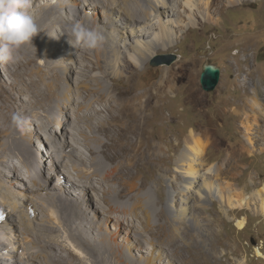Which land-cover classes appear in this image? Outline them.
I'll use <instances>...</instances> for the list:
<instances>
[{
	"label": "bare ground",
	"instance_id": "6f19581e",
	"mask_svg": "<svg viewBox=\"0 0 264 264\" xmlns=\"http://www.w3.org/2000/svg\"><path fill=\"white\" fill-rule=\"evenodd\" d=\"M244 1L257 0H31L29 12L40 32L32 39V45L23 46L19 62L2 65L13 76L16 94L0 89V207L9 211L0 230V251L11 247L5 256L1 254L0 264H32V261L34 264H154L157 256L154 258L151 253L147 255L151 256L150 261L143 259L140 244H147L151 249L164 244L171 246L173 236L160 241L157 238L160 235L156 237L155 231H149L151 218L158 212L150 197L151 189H146L148 177L144 179L139 174L153 158H156L153 165L166 160L161 155L160 143L155 142L154 120L161 119L159 110L165 105L163 100L177 89V82L186 78L188 83L191 77L179 71L180 68L167 71L153 88L142 91L118 88L115 82L121 77L130 80L136 68L145 66L159 51L171 49L197 22L209 21L202 8L210 11L219 3L228 8ZM219 8L215 10L219 12ZM101 9L105 17L99 22L90 11ZM184 14L186 21H180ZM76 23L99 28L106 36L103 48L87 50L60 44L71 40L64 35L65 29ZM53 33L59 38L50 37ZM64 55L66 63L79 57L82 63L85 59L91 63L90 67L81 64L82 70L74 67L77 72L71 76L69 86L63 83L60 67L55 64L56 61L64 64ZM39 58H43L44 65L38 62ZM258 93L264 94L262 85L253 88L252 94ZM187 94L191 102L201 104V96L191 91V87ZM16 99L20 103H16ZM237 110L234 108L233 114L241 118L237 125L243 130L244 144L229 149L224 164L226 171L239 168L236 163L256 151L252 136L257 135L264 144V109L254 99H244L240 112ZM13 113L28 119L23 131L12 125ZM55 125L58 131L54 130ZM207 127L215 130L213 126ZM72 142L76 145L74 149L70 148ZM182 144L181 152L174 158V175L170 177L169 208L164 209L171 228L188 214L193 215L192 201L196 198L202 206L211 200L217 201L225 214L248 210L264 218V183L260 189L253 187L245 194L243 188H231L228 183L220 182L218 176L222 169L216 170L214 165L206 168L205 144L194 129L182 138ZM46 145L52 147L48 160L41 155ZM177 146L178 142L174 147L172 144V150ZM83 149L87 150L85 156ZM258 150L263 152L264 147ZM34 156L37 160L32 162ZM61 167L69 174L74 171L76 177L84 181L68 180L65 175L64 183L56 184L54 191L50 189L52 185L48 187L44 173L36 172L37 168H47L49 180L60 174ZM64 184L68 197L64 194ZM69 188L75 195H71ZM86 189L96 192L102 203L97 201L98 206L93 208L92 200L83 194ZM178 193H182V198H177ZM76 196L78 199L74 201ZM80 198L85 199V207ZM30 201H35L44 213L40 221L37 216L30 219ZM91 211L94 214H90ZM16 216L24 229L17 227ZM246 221L241 217L236 219L235 225L241 230ZM121 231L129 238L121 239ZM154 232L156 235L152 234ZM38 245V251L26 249ZM19 249L22 250L20 260L14 255ZM175 256L172 259L161 257V260L170 263ZM239 264H246V259Z\"/></svg>",
	"mask_w": 264,
	"mask_h": 264
},
{
	"label": "rangeland",
	"instance_id": "374dc122",
	"mask_svg": "<svg viewBox=\"0 0 264 264\" xmlns=\"http://www.w3.org/2000/svg\"><path fill=\"white\" fill-rule=\"evenodd\" d=\"M29 2L31 3V0ZM223 3L225 2L223 1ZM223 3L214 5L210 11L209 9H204L203 11L202 8L201 11L206 13L205 15H207L209 21L197 22L171 49L159 51L145 66L136 68L130 80L126 81L125 77H121L115 82V87L132 88L135 91H142L153 88L161 77L165 76L167 71H175L180 68L179 71L187 73L191 77L188 83L186 78L177 82L175 87L177 89L167 96L169 99L163 100L165 105L159 110L162 116H160L161 119L154 120L156 123L153 125L155 142L160 143L162 149L161 155L166 160L160 165H153L156 162V158H153L154 161L149 165L150 169L148 166L139 174L144 179L146 176L148 177V179H145L146 189H151L150 197L154 201L158 212L157 214H153L151 218V227L153 229L150 227L149 231H155L157 235L155 232L152 234L156 235V237L160 235L161 237H157L160 241H165V239L167 240V238L173 236L171 246H165L164 244L162 247L151 249L147 244H140L144 253L143 259L150 261L151 256L147 255L151 253H154V258L157 256L158 260L154 264H239L242 259H246V264H264V218L262 216H255L248 210H235L225 214L217 201L210 199L211 201L206 206H202L199 199L196 198L192 201L194 205L193 215L190 216L188 214L183 220L178 221V223L176 222L175 228H171L168 214L164 211L165 207L166 209L169 208L170 185L172 183L170 177L174 175V158L181 152L183 146L182 138L190 129H194L197 137L205 144L204 163L206 168L214 165L216 170L222 169L221 174L218 176L220 182L228 183L232 186H230L231 188L237 186L243 188L245 194L250 193L253 187L256 190L260 189L264 183V151L259 152L258 150L262 149L264 144L258 139L257 135L252 136L256 151L249 157L247 156V159L236 163L240 169L234 168L226 171L224 167L228 159L229 149L244 144L243 130L239 127L240 125H237L240 123L241 118H237L235 113L233 114V109L238 108L237 112H240L244 99H254L264 109V94H252L253 88H257L258 85H262V88H264V0H257L255 2L244 1L240 5L235 4L228 8L222 7ZM218 7H220L219 12L215 10ZM30 9H32V5H30ZM106 9L104 8V10ZM102 10H91L90 13L94 14L99 22H102L103 17H105V13H102ZM35 13L38 12L35 11ZM62 15L66 16L64 12H62ZM109 17V20H111L112 14ZM180 21H186L185 14L180 17ZM66 41V43L62 42L60 44L66 48H71L68 39ZM168 54L177 55L178 59L169 66L152 67L150 65L151 62H158V59L156 60L158 56ZM64 57L65 62L67 58L65 55ZM81 58H74V61L67 60L66 64L56 61L55 64L60 67L61 71L60 78L65 85L69 86L71 76L76 75L77 70L84 68L81 64L91 66L88 59H85L82 63ZM38 62L44 65L43 58H39ZM205 64H211L220 69L219 82L216 88L210 92L204 91L200 84V75ZM2 65H5V62L0 61V89H3L1 90L3 92H9L10 90L16 94L13 76ZM76 66L78 67L77 70L74 68ZM67 70H70V73ZM176 73L181 76L178 71ZM244 76L245 78H243ZM107 85L110 86L112 83L107 82ZM189 87H191V91L197 92L201 96V104L196 105L187 98ZM16 103H20V101L16 99ZM52 113L55 115V110ZM56 126L54 130L58 131V127ZM207 126H213L215 130L209 129ZM26 133L27 135L29 134L28 130ZM56 137L59 138V136ZM176 138L178 141H176ZM177 142L179 143V147L177 146L174 151L172 150V144L174 147ZM70 145L72 149L76 146L74 142L70 143ZM49 148L52 147L46 145V149L45 147L42 148L41 155L44 160H48ZM169 149H171L170 152ZM82 154L85 156L87 150L83 149ZM35 160H37L35 156L32 157L31 161L34 162ZM46 164L48 163L46 162ZM36 172L38 174L44 173V178L46 177L45 181H48L49 184L48 187L50 188L52 185L50 189L54 191L55 188L53 189V187L64 183L63 177L65 178V175L68 180L77 178L76 181H84L76 177V174L72 170L70 174L65 172V168L63 167L60 169V174H55V177L49 180H47V168L44 170L43 168H37ZM252 177L253 179L251 180ZM58 179L60 180L59 182H57ZM1 181L5 183L4 179H1ZM14 183L20 185L17 182ZM25 183L26 185L28 184V182ZM41 183L46 188L45 183ZM173 183L177 186L176 182ZM65 186L64 184V194L66 195ZM15 189L17 190L14 187ZM75 189L76 187L73 186L72 190ZM72 190L70 191L71 195H75ZM83 194L86 199L88 197V199L92 200L94 203L93 208L98 206L97 201L98 203L101 202L99 195L92 190L86 189ZM30 195L32 196V194ZM68 196L67 194L66 197ZM177 198H182V193H178ZM75 199H78V197L76 196L73 200L75 201ZM80 199L82 201L81 204L85 207V199ZM30 202L32 203L29 204L33 212L32 216L29 215L30 219L37 216L40 221L44 213L40 211L35 201ZM178 207L181 208L179 202ZM88 210L90 211L89 208ZM8 213L6 212L7 215ZM90 214H94V212L91 211ZM94 216L96 217V215ZM228 217L233 219H228ZM241 217H245L247 221L245 227L239 230L235 225V221ZM16 220L19 223L17 227H21L22 223L19 221L18 216H16ZM44 221L47 223L46 220ZM35 222L37 223V221ZM34 225L38 226L40 224ZM21 229H24V227H21ZM18 230L21 232L20 228ZM122 231L120 232L121 239H128L129 235L125 236ZM145 235L148 238L150 237V234L145 233ZM33 238L35 239V236ZM252 240L254 244H252ZM0 248H2V245H0ZM26 249L30 252L35 249L38 251L39 245ZM57 249L59 250V248ZM8 250L0 251V256L1 254L2 257L5 256ZM60 251L64 253L63 249ZM21 252L22 250L19 249L18 254H14L16 259L20 260L19 255H21ZM174 255L177 256H175L174 260H171ZM161 257L164 259L171 257L169 260L171 262L168 263L167 260H161ZM135 259H139V261L143 260L140 258ZM37 263L39 264V262ZM32 264H34L33 261Z\"/></svg>",
	"mask_w": 264,
	"mask_h": 264
},
{
	"label": "clouds",
	"instance_id": "9594fccd",
	"mask_svg": "<svg viewBox=\"0 0 264 264\" xmlns=\"http://www.w3.org/2000/svg\"><path fill=\"white\" fill-rule=\"evenodd\" d=\"M29 8V0H0V61L19 62L22 59L20 51L23 46L32 45V39L40 32ZM64 35L71 37L68 43L74 48L80 46L87 50H96L103 48L106 42V36L99 28L87 27L81 23L66 28ZM50 37L59 38L55 33ZM11 123L23 131L28 124V119L18 113H13Z\"/></svg>",
	"mask_w": 264,
	"mask_h": 264
},
{
	"label": "water",
	"instance_id": "95a60500",
	"mask_svg": "<svg viewBox=\"0 0 264 264\" xmlns=\"http://www.w3.org/2000/svg\"><path fill=\"white\" fill-rule=\"evenodd\" d=\"M158 59V62H151L150 65L152 67H158V66H169L172 63H174L178 56L174 54H168V55H160L156 58ZM220 78V69L214 65L211 64H205L203 66V71L200 75V84L204 91L210 92L213 91ZM252 244H254V241H251Z\"/></svg>",
	"mask_w": 264,
	"mask_h": 264
}]
</instances>
